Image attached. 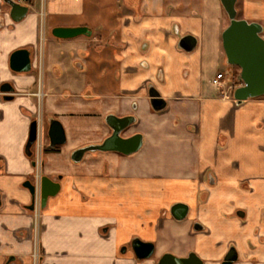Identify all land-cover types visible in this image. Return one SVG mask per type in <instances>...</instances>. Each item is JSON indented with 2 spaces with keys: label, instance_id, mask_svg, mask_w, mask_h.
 Returning a JSON list of instances; mask_svg holds the SVG:
<instances>
[{
  "label": "crops",
  "instance_id": "crops-1",
  "mask_svg": "<svg viewBox=\"0 0 264 264\" xmlns=\"http://www.w3.org/2000/svg\"><path fill=\"white\" fill-rule=\"evenodd\" d=\"M22 4L29 12L15 21L0 0V264H156L191 251L222 264L231 247L233 264H264V98H234L243 82L232 80L223 48L221 0ZM237 9L264 26V0H238ZM79 26L92 34H52ZM19 49L30 52L29 71L11 67ZM111 116L133 117L122 135H141L140 148L75 154L111 135ZM53 119L66 141L45 152ZM34 120L40 139L28 151ZM44 175L60 189L41 207ZM176 203L188 206L182 220ZM136 239L154 253L138 258Z\"/></svg>",
  "mask_w": 264,
  "mask_h": 264
},
{
  "label": "water",
  "instance_id": "water-1",
  "mask_svg": "<svg viewBox=\"0 0 264 264\" xmlns=\"http://www.w3.org/2000/svg\"><path fill=\"white\" fill-rule=\"evenodd\" d=\"M9 6V14L15 21L23 19L29 12V7L16 0H4ZM238 0H221V3L229 17V24L222 33L223 48L230 65L240 68V79L242 84L235 87L233 91L237 102H242L249 98L264 95V37L262 35L264 26L258 21H249L238 16ZM53 35L58 38H72L78 35H91L92 31L86 26L79 27H55ZM31 57L28 49H19L11 56V67L17 71H29L31 69ZM5 92L12 91L11 85L6 84L2 87ZM154 96L158 97L157 94ZM11 98V96H7ZM156 102H160L156 99ZM112 129V133L103 143L91 145L79 149L75 154H83L88 151H107L117 150L124 153H132L138 150L142 144L141 135L123 137L122 132L126 126L133 121V117L107 118ZM39 133V122L32 121L26 149L30 151L36 143ZM48 136L52 146L62 145L66 141L65 130L62 123L53 119L49 122ZM24 185L29 189L35 199L36 184L30 180L25 181ZM60 189V183L44 175L40 179V198L41 206L45 207L48 198L54 196ZM171 212L176 219H183L188 212V206L184 203H176L172 206ZM133 249L138 258H148L155 250L152 242H143L139 239L133 241ZM236 259L234 250L225 258L223 264H231ZM158 264H202L194 253L189 257L179 258L171 254H165Z\"/></svg>",
  "mask_w": 264,
  "mask_h": 264
},
{
  "label": "flooded vegetation",
  "instance_id": "flooded-vegetation-1",
  "mask_svg": "<svg viewBox=\"0 0 264 264\" xmlns=\"http://www.w3.org/2000/svg\"><path fill=\"white\" fill-rule=\"evenodd\" d=\"M16 1H17V0H16ZM25 2H28V0H26ZM20 3H21V2H20ZM24 5H25V4H24ZM53 29H54V28H53ZM53 29H52V31H53ZM52 34H53V32H52ZM91 34H92V33H91ZM82 35H85V34H82ZM55 37H56V36H55ZM57 38H58V37H57ZM72 38H73V37H72ZM60 39H67V38H60ZM218 86H220V85H218ZM138 135H139V134H138ZM38 139H40V137H39V133H38L37 141H38ZM37 141H36V143H37ZM36 143H35V144H36ZM102 143H103V142H102ZM35 144H33V145H35ZM98 145H99V144H98ZM49 146H50V147H55V146H58V145H54V146H52L51 143H50ZM95 151H96V150H95ZM34 163H35V166H36L37 161L34 160ZM37 165H38V164H37ZM29 180L34 184V179H29ZM31 195H32V194H31ZM39 203H40V206H41V198L39 199ZM36 204H37V196H36V193H35V199L33 198V201H32V203H31L30 207H32V209L34 210L35 207H36ZM41 207H42V206H41ZM187 214H188V212H187ZM185 217H186V216H185ZM185 217H184V218H185ZM184 218H183V219H184ZM179 220H182V219H179ZM194 229H197V230H203V229H204V226H203L201 223H195V224H194ZM232 250H234V252L236 253V259H235L231 264H233L235 261H237V259H238L237 251H236L235 247H231L230 250H229V251L227 252V254L225 255L222 264L225 262V258L229 255V253H231ZM191 253H194V254L196 255V257L202 262V264H204L203 260H202V259H201V258L195 253V252H193V251L189 252L187 256L179 257V258L189 257ZM165 254H171V253H164L161 257H159V259H158V261H157L156 264L159 263V261L162 259V257H163ZM171 255H173V254H171ZM173 256H175V255H173ZM40 257H41V247L38 245V246H37V249H36V251H35V253H34V258L38 260ZM175 257H177V256H175ZM12 259H13V257H9V258L7 259V263H10V261H11Z\"/></svg>",
  "mask_w": 264,
  "mask_h": 264
},
{
  "label": "built area",
  "instance_id": "built-area-1",
  "mask_svg": "<svg viewBox=\"0 0 264 264\" xmlns=\"http://www.w3.org/2000/svg\"><path fill=\"white\" fill-rule=\"evenodd\" d=\"M17 1L18 2H21V3H24L26 0H17ZM224 78H225L224 72H222V71L221 72H218L216 74V76L214 77V79H213V83L215 85H222L224 83L223 82ZM37 143H39V139H38ZM41 163H42V161L40 159H38L37 160V164L40 166Z\"/></svg>",
  "mask_w": 264,
  "mask_h": 264
},
{
  "label": "rangeland",
  "instance_id": "rangeland-1",
  "mask_svg": "<svg viewBox=\"0 0 264 264\" xmlns=\"http://www.w3.org/2000/svg\"><path fill=\"white\" fill-rule=\"evenodd\" d=\"M238 16H239V14H238ZM240 17V16H239ZM233 66V65H232ZM233 68L235 69V71H233V73H234V76H233V79L232 80H234V81H236V83L238 84V83H240V76L238 77V75L240 74V68L239 67H237V66H233ZM231 72H232V70H231ZM239 73V74H238ZM238 74V75H237ZM261 97H263L264 98V95L263 96H261Z\"/></svg>",
  "mask_w": 264,
  "mask_h": 264
},
{
  "label": "trees",
  "instance_id": "trees-1",
  "mask_svg": "<svg viewBox=\"0 0 264 264\" xmlns=\"http://www.w3.org/2000/svg\"><path fill=\"white\" fill-rule=\"evenodd\" d=\"M240 80V82H242V80L241 79H239ZM58 148V146H55V147H50V146H46L45 148H44V151L45 152H47V151H49V150H56Z\"/></svg>",
  "mask_w": 264,
  "mask_h": 264
}]
</instances>
